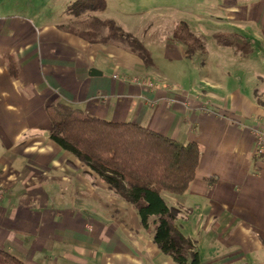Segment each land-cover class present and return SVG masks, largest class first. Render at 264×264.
<instances>
[{
  "label": "crops",
  "instance_id": "crops-1",
  "mask_svg": "<svg viewBox=\"0 0 264 264\" xmlns=\"http://www.w3.org/2000/svg\"><path fill=\"white\" fill-rule=\"evenodd\" d=\"M72 1L0 6L1 246L27 264H178L134 205L51 138L46 108L62 102L197 142L200 163L189 189L162 192L181 209L177 225L196 241L202 264H264V153H257L254 133L264 130V0H215L208 14L187 21L202 35L207 14L216 30L247 37L251 52L189 55L170 38L157 48L159 61L144 42L151 67L121 44H97L61 28L96 16L73 15ZM110 6L107 0L97 12ZM138 76L157 84H138Z\"/></svg>",
  "mask_w": 264,
  "mask_h": 264
},
{
  "label": "trees",
  "instance_id": "trees-1",
  "mask_svg": "<svg viewBox=\"0 0 264 264\" xmlns=\"http://www.w3.org/2000/svg\"><path fill=\"white\" fill-rule=\"evenodd\" d=\"M106 8L107 0H73L69 6L75 16ZM61 28L97 44H121L147 67L154 65L151 50L113 18L90 16L63 24ZM213 36L217 44L251 52V41L238 32H215ZM173 40L183 43L189 55L207 51L204 38L185 20L177 23ZM7 58L11 72L16 74L14 56ZM46 112L52 125L51 138L134 205L142 225L154 233V240L164 253L178 264H202L196 241L177 225L181 209L170 206L162 196V192L181 195L189 189L200 163L197 142L185 143L137 122L107 120L62 102L48 105ZM0 264L27 263L0 246Z\"/></svg>",
  "mask_w": 264,
  "mask_h": 264
},
{
  "label": "rangeland",
  "instance_id": "rangeland-1",
  "mask_svg": "<svg viewBox=\"0 0 264 264\" xmlns=\"http://www.w3.org/2000/svg\"><path fill=\"white\" fill-rule=\"evenodd\" d=\"M26 1L28 0H19V2L22 3V5H24L23 2ZM31 1H33L34 4L38 2V0H31ZM118 1L120 0H111V6L105 13H100L97 11L96 12L87 11V12L93 14L95 13L96 17L97 15L100 17L109 16V18L111 17L119 20L127 29L134 32L137 38L143 41V44L145 42L149 46H151V48L155 51V58L159 59L160 61L162 60V54L160 50H158L159 45L165 42V40H168L170 38L173 39L172 34L177 23H179L182 20H185L191 22L192 24L191 19L193 20V18L196 17V15H201L202 13L208 14L209 7L212 6L209 3L214 2L215 0H158V3H156L157 0L156 1L154 0L153 2H151L152 0L149 1L136 0V3H128V2H132V0H122L123 2H126L125 4H123V7L115 6V3H117ZM15 3L17 6V10L21 9L17 3V0H0V6H4L5 8L9 7L10 4L12 8L14 7ZM132 4H135L136 8H133L131 6ZM156 5L159 6L158 12L154 11ZM41 7H42L41 5H38L39 9ZM147 9H150V11L152 10V12L147 13L146 12ZM207 14L202 15L205 21H207V23H205L206 27L205 26L203 27L206 29L200 30L202 35L196 33L192 29L196 34L204 38L207 45V51L199 52V54L205 55L208 52V50L210 54H214V55H216L219 52L232 53L233 49L231 46H223L217 44V41L212 35L214 31L223 32L228 30H223V29L216 30L217 27L211 24L213 23L212 21L214 20L211 17L209 18V15ZM80 17L85 18V15H81ZM135 78L143 80L144 82L151 81V83H153L154 85L157 84V81L155 82L151 78L142 79L141 77L138 76V77H134L133 80Z\"/></svg>",
  "mask_w": 264,
  "mask_h": 264
},
{
  "label": "built area",
  "instance_id": "built-area-1",
  "mask_svg": "<svg viewBox=\"0 0 264 264\" xmlns=\"http://www.w3.org/2000/svg\"><path fill=\"white\" fill-rule=\"evenodd\" d=\"M134 82L136 83H140V84H144V85H147L149 87H152V85H154L153 83H151V81L149 82H144L143 80H140V79H137L135 78L133 80ZM254 133L256 135V139H257V148H256V151L257 153L260 155V154H263L264 153V130L261 129V128H254Z\"/></svg>",
  "mask_w": 264,
  "mask_h": 264
},
{
  "label": "water",
  "instance_id": "water-1",
  "mask_svg": "<svg viewBox=\"0 0 264 264\" xmlns=\"http://www.w3.org/2000/svg\"><path fill=\"white\" fill-rule=\"evenodd\" d=\"M92 72H93V73H97L98 70H97L96 68H92ZM98 73H99V72H98Z\"/></svg>",
  "mask_w": 264,
  "mask_h": 264
}]
</instances>
